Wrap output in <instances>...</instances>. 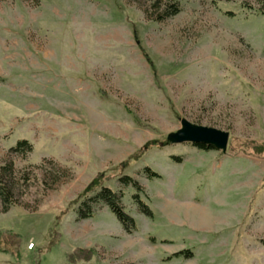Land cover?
<instances>
[{
	"label": "rangeland",
	"instance_id": "obj_1",
	"mask_svg": "<svg viewBox=\"0 0 264 264\" xmlns=\"http://www.w3.org/2000/svg\"><path fill=\"white\" fill-rule=\"evenodd\" d=\"M177 1L157 21L150 0H0V165L18 181L0 230L20 236L0 264H264V153L245 145L264 143V13ZM183 120L225 149L174 141ZM100 172L129 231L99 198L68 205Z\"/></svg>",
	"mask_w": 264,
	"mask_h": 264
},
{
	"label": "trees",
	"instance_id": "obj_2",
	"mask_svg": "<svg viewBox=\"0 0 264 264\" xmlns=\"http://www.w3.org/2000/svg\"><path fill=\"white\" fill-rule=\"evenodd\" d=\"M256 2L260 3L261 6L257 8V11L264 13L263 6H264V0H255ZM151 6L153 7L154 11L156 12V15H153V13L149 14L148 16L152 17L154 20L161 21L169 16H172L176 14L179 11L178 1L177 0H150ZM248 7L251 8V5H248ZM159 10V11H158ZM169 141L166 139L164 142L158 141V140H151L143 144L141 148L136 150L133 154L128 156L124 161H122L119 164L120 167H124L128 164L130 160H134L138 158L142 153H144L147 149H149L151 146H155L157 143L165 145ZM195 146L202 148V149H210L215 148L211 144H205V143H193ZM250 145L252 150L256 154L264 153V143L260 144H252V142L245 144ZM31 149L30 144L25 140L21 139L16 142V144L11 147V151L19 152V153H25L26 151H29ZM150 176H158L157 173L149 171L148 169H145ZM106 175L105 172H100L97 174L94 178L90 180V182L84 187V189L74 198L73 200L69 201V204L74 203H80V208L78 210L79 217L83 218L88 215H90V205L89 202L95 200V198H99L104 201V203L109 207L110 211L114 213L116 218L120 221L121 225L126 231H129L134 226V220L133 218L128 215L121 205L119 201V195L112 191L109 187L104 186V176ZM120 182L123 184H128V182H131L132 185L135 188H139L137 183L134 180H131L129 176L122 175L120 178ZM18 183L17 179L15 178L14 173V167L12 162H7L5 164L0 165V204L2 205V211H5L8 209V207L16 202L14 198V190L16 187V184ZM90 192H93L92 194H89ZM138 207L139 209L147 214L150 215L151 212L147 209L146 205L140 200L137 199ZM82 206H86L87 210L85 211L82 209ZM5 234H7L8 237H11L7 239L6 245L7 248L11 247V244L14 243L19 244L20 236L19 234H16L15 232L9 230L2 232L0 230V241L1 237H3ZM10 245V246H9ZM7 248H1L0 251H8ZM93 254V250L91 249H83V248H76L69 252L67 254V260L69 262H75L77 260H88L90 256ZM181 254L180 251L174 253V255Z\"/></svg>",
	"mask_w": 264,
	"mask_h": 264
},
{
	"label": "water",
	"instance_id": "obj_3",
	"mask_svg": "<svg viewBox=\"0 0 264 264\" xmlns=\"http://www.w3.org/2000/svg\"><path fill=\"white\" fill-rule=\"evenodd\" d=\"M228 132L214 127L192 124L183 120L181 127L173 133L174 141L211 144L215 148L225 149Z\"/></svg>",
	"mask_w": 264,
	"mask_h": 264
},
{
	"label": "built area",
	"instance_id": "obj_4",
	"mask_svg": "<svg viewBox=\"0 0 264 264\" xmlns=\"http://www.w3.org/2000/svg\"><path fill=\"white\" fill-rule=\"evenodd\" d=\"M32 246V244H30V247Z\"/></svg>",
	"mask_w": 264,
	"mask_h": 264
}]
</instances>
